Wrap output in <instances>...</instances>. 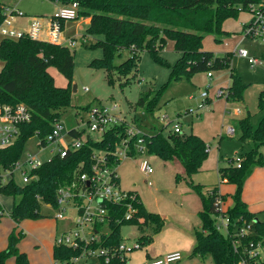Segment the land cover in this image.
I'll list each match as a JSON object with an SVG mask.
<instances>
[{
    "label": "trees",
    "instance_id": "obj_1",
    "mask_svg": "<svg viewBox=\"0 0 264 264\" xmlns=\"http://www.w3.org/2000/svg\"><path fill=\"white\" fill-rule=\"evenodd\" d=\"M61 4L78 1L80 4V18L91 20L82 38L90 39V47H100L101 57H96L89 63L96 69H104L111 85L119 83L127 85L130 78L137 75L142 53L148 50L153 58L171 68L169 81L191 78L202 71L219 70L231 67L232 51L222 55L206 50L203 46L204 38L213 34L216 41H222L231 32L223 28L228 18H237L241 11H246L250 1L254 0H57ZM6 4L0 0V24L5 18ZM65 21L62 22L64 27ZM85 36V37H83ZM173 39L175 50L180 58L170 64L161 55L167 41ZM129 50V56L120 62L117 57ZM0 56L4 66L0 71V102L27 103L32 111L31 121L21 127V134L17 141L9 146L0 147V166L8 168L22 156L26 141L36 133L44 138L52 131L54 121L60 119L61 111L72 104V78L75 64V54L68 44H60L48 40L24 37L21 40L3 39L0 42ZM56 66L68 79V86L55 83L50 67ZM230 84L226 87V98L229 101H241L244 98L246 84L242 82L234 68L230 71ZM163 89L154 92L147 91L133 104L135 109L142 108L146 112H153ZM89 106H85L87 110ZM259 108L263 117L259 126L254 130L251 114L238 119L242 129L240 141L252 137L255 146L244 156L240 157V166L229 158V165L220 168L222 179L238 182L237 201L228 210L221 209L219 199L224 195L217 187L203 195V208L198 211L200 226L196 229L197 243L192 251L193 256L205 260L212 257L215 264H264V257H250L245 251L251 240L264 243V221L252 219L255 212L250 210L242 199V186L245 179L257 165H264V155L260 145L264 143V87L259 97ZM136 117V116H135ZM139 122V118L136 117ZM171 122V121H170ZM169 122L154 132H146V144L149 153L162 159L181 161L185 171L178 176H192L200 170L209 153L206 141L193 132H177L165 129ZM124 129V125L121 126ZM118 131V130H117ZM116 130L109 129L99 138L87 134L84 145L77 150H70L68 155L54 156L36 169L37 178L20 185L14 181L0 186V193L13 198L10 210L11 217L17 222L26 218L42 217V202L57 206V190L60 184L69 182L79 163L89 164L94 149L108 147L114 142ZM72 133H80L72 129ZM228 137L233 138L232 135ZM198 185L194 184V187ZM134 204L138 213L133 219H126V208L111 207V219L108 231L102 234L96 246L109 248L110 260L106 261L100 255L102 264H128L126 254L120 256L116 250L123 242L121 228L125 224H135L139 228L155 223L160 229L163 217L156 212L149 211L137 191ZM137 195V198H136ZM221 213L230 218L229 231L222 232L216 222ZM5 214V208L0 202V220ZM138 216H143L144 222H138ZM251 223L252 230L248 235L241 236V245H235L238 239L234 234L237 227ZM101 227V225H99ZM23 231L12 230L8 246L0 249V264H6L11 256H15L16 264H30L28 255L21 251L17 243L23 236ZM139 247L150 241L147 235L135 239ZM82 248H72L55 244L53 256L55 263L68 262L72 257L79 256Z\"/></svg>",
    "mask_w": 264,
    "mask_h": 264
},
{
    "label": "rangeland",
    "instance_id": "obj_2",
    "mask_svg": "<svg viewBox=\"0 0 264 264\" xmlns=\"http://www.w3.org/2000/svg\"><path fill=\"white\" fill-rule=\"evenodd\" d=\"M3 1L16 5L24 13L15 15L14 25L16 27H28L31 17L37 15L44 19V25L46 24L48 28L51 15L56 13L61 5V2L57 0ZM250 17L249 11H241L237 18L226 19L223 28L232 32V35L224 36L222 41H216L213 34L204 38L203 46L206 50L214 51L218 55L228 51L233 52L231 53V67L198 72L191 78L184 77L177 81H169L171 68L155 60L152 54L145 50L142 53L137 75L130 78L129 84L111 85L104 69H96L89 64L94 58L101 57L103 50L100 47H90V39L82 38L85 30L75 39V44L70 46L75 54L72 87L76 84L77 91H73L72 104L61 111L60 120L66 128L79 126L80 116L86 117L85 106L99 102L111 105L112 102L117 101L126 112L127 119H132L134 115L139 118L141 129L144 132H154L172 120L165 129V132L169 133L179 120L185 132L198 134L209 145L206 160L200 170L192 176H178L184 173L185 168L177 158L162 159L155 154L146 153L144 156L125 158L122 161L118 168L122 187L129 191H137L145 207L149 211L159 213L164 218V224L160 229L153 222L144 225L143 228L135 224L122 226L123 242L128 248L133 246L135 239L140 236L150 237V241L143 246L126 251L128 264H147L152 256L164 257L167 253L174 251H180L182 259L171 264H189L194 259V261L198 260V258H193L192 251L197 243L196 229L200 226L197 213L203 208V195H207L210 190L217 187L224 195L222 208L225 210L232 208L237 201L238 182L222 179L220 168L229 165V158H234V163L237 164V157L244 156L255 146L252 137L245 141L239 140L242 129L238 119L244 118L249 112L255 130L263 117L259 108V97L264 87V40L246 37L239 45L248 50L249 57L257 58L258 62L255 63H251L248 57L242 56L236 48V42L243 36L241 34L242 22ZM79 25L86 29L88 23H84L82 17L66 20L62 39L67 41L69 37L77 36ZM46 35L47 30L43 36ZM1 39L2 37H0V42ZM161 55L170 64H174L180 58V53L175 50L173 39L167 41ZM128 56L129 50L126 49L122 56L117 57L116 62ZM3 66L4 60L0 56V71ZM231 68L237 71L242 82L246 84L244 98L241 101H229L226 93L219 94L222 88L226 91V87L230 84ZM50 72L57 85L68 86L69 79L56 66L50 67ZM209 72L212 73L211 77ZM160 88L163 92L153 112L133 107L141 93L154 92ZM204 91L207 92V96H202ZM200 104H202L201 108H199ZM191 110H198V112L191 113ZM160 114H168V119L161 120ZM230 125L237 130L232 135L233 138L228 137L230 134L227 133ZM88 133L98 136V133L88 130L84 136ZM40 140V136L36 133L26 141L21 156L23 160L29 155H34L38 160L51 157V148L43 149ZM260 151L264 155V143L260 145ZM144 157L148 158L154 167V171L149 176L142 170L141 164ZM16 177L18 181H21L20 173H17ZM149 181L153 184L149 185ZM194 184L198 186L194 187ZM242 187V199L248 203L250 209L255 210L252 220L264 221V210L260 209L264 204V170L255 172L249 180L246 178ZM0 202L5 208V214L0 222V249L8 246L10 234L16 227L17 232L23 231L24 233L17 246L28 255L29 263L53 264L54 259L46 249L50 243L49 238L63 231L69 225V217H72L74 213H68V220L62 219L57 227L53 226V221H56V209L42 202L43 216L31 218L33 220L23 225L20 222L17 223L10 215L13 198L0 193ZM141 221L145 220L138 219V222L142 223ZM216 222L217 224L222 222V218H217ZM104 231H108V228L105 227ZM225 231L223 227L222 232ZM80 253L74 264H102L98 250L91 254ZM203 261L205 264H215L210 256ZM6 264H16L15 256L9 257Z\"/></svg>",
    "mask_w": 264,
    "mask_h": 264
},
{
    "label": "built area",
    "instance_id": "obj_3",
    "mask_svg": "<svg viewBox=\"0 0 264 264\" xmlns=\"http://www.w3.org/2000/svg\"><path fill=\"white\" fill-rule=\"evenodd\" d=\"M79 11V2L72 1L69 4H61L58 11L51 15L48 28L46 24L44 25V19L37 15L31 17L28 27H16L14 25L15 15H23L24 13L16 5H6L4 9L5 18L0 24L1 41L3 39L21 40L28 36L68 44L69 46L74 45L75 38H69L67 41L62 39V22L68 19H79ZM246 11L251 13V17L243 22L241 33L243 36L236 42V48L242 56L248 57L251 63H255L258 62L257 58L249 57L248 50L239 47V45L242 39L246 37L264 40V0L250 1ZM46 30L49 37L47 35L43 36ZM209 76H212L211 72H209ZM225 93L226 91L223 88L219 91L220 95ZM202 96H207V92L204 91ZM201 107L202 104L199 105V108ZM85 111L86 117L80 116L79 126L66 128L60 119H56L52 131L44 138H40V145L43 149L51 148V157L38 160L34 155H29L25 160L20 157L12 167L0 166V186H4L10 181L20 185L33 181L37 178L36 169L40 165L56 155L65 157L70 150L81 148L86 141L87 135L84 136V133L87 130L98 133L99 138L104 136V133L109 129L118 130L113 143L109 144L108 147L94 149L90 163L80 162L74 171L72 180L60 184L57 190V206L54 207L56 209L55 218L59 221L62 219L68 220V213H74L72 217H69V225L57 235L55 244L82 248V254H91L98 250L99 256L103 255L105 260L109 261V248L96 246L95 243L100 241L102 234L106 232L104 231L105 227L109 226L112 206L125 207L126 219H133L138 213V208L133 201L135 195L133 191L122 187L118 168L125 158H137L149 153L145 139L146 132L142 131L140 123L136 120L137 116L134 115L132 119H127L126 112L117 101L112 102L111 105L99 102L90 105ZM194 112L197 113L198 110H191V113ZM77 114L80 113L77 112ZM159 118L165 121L168 119V114H160ZM31 119L32 111L27 103L0 102V147L15 143L21 134L22 125L31 121ZM170 121L172 120L168 122ZM122 125H124V129L120 130L119 128ZM72 129L80 134L72 133ZM172 130L184 132L179 120H177ZM227 133L230 135L235 134L236 128L232 125L228 126ZM237 160V165L240 166V157H237ZM141 165L147 176L154 171L153 165L146 157L143 158ZM17 173H20L21 181L17 180ZM152 184L153 182L149 181V185ZM222 201V198L219 199L221 209H223ZM47 205L53 207L51 204ZM219 217L222 218V222L218 223V228L222 230L224 227L228 232L230 218L223 213L217 216V218ZM138 219L144 220L143 216H138ZM251 230V223H245L242 227H237L234 232L238 237L235 240V245H241L240 237L248 235ZM138 247L139 243L136 241L129 248L122 242L116 250L124 258L123 256L127 250ZM245 251L248 252L250 257L263 258V242L251 240L246 245ZM78 257H72L70 261L63 264H74ZM181 259L182 253L174 251L167 253L164 257L151 259L147 264H171ZM240 263L246 264V260L241 259Z\"/></svg>",
    "mask_w": 264,
    "mask_h": 264
},
{
    "label": "crops",
    "instance_id": "obj_4",
    "mask_svg": "<svg viewBox=\"0 0 264 264\" xmlns=\"http://www.w3.org/2000/svg\"><path fill=\"white\" fill-rule=\"evenodd\" d=\"M6 5H8V6H14V5H12V4H8V3H6V2H4ZM90 20H91V18L90 17H88V18H84V23L86 22V23H89L90 22ZM81 22V21H80ZM79 22V23H80ZM82 23V22H81ZM80 23V24H81ZM242 26H243V22H242ZM241 26V27H242ZM79 27V30L77 31V33H76V35L77 36H75V37H69V38H77L80 34H82V32L85 30L84 28H83V26H81V25H79L78 26ZM227 30V29H226ZM229 31V30H228ZM231 35H232V32H231ZM211 79V78H210ZM231 81V80H230ZM209 84H211V81L209 82ZM236 102V101H235ZM183 130H184V128H183ZM185 132V131H184ZM236 132H237V130H236ZM260 170H264V165H257V166H255L254 168H253V170H252V172L249 174V176L247 177L248 178V180L250 179V178H252L253 177V174L255 173V172H257V171H260ZM256 179H257V177H256ZM244 190H245V188H244ZM244 200V199H243ZM245 201V200H244ZM246 202V201H245ZM247 203V202H246ZM12 206H13V204H12ZM247 206H248V203H247ZM262 207L260 208L261 209V211L262 210H264V204H262L261 205ZM249 207V206H248ZM12 209V208H11ZM250 209V208H249ZM250 210H252V211H255V210H253L252 208L250 209ZM199 211V210H198ZM198 214V213H197ZM31 220H33V219H31V218H26V219H23V221H21L20 223L21 224H25V222H29V221H31ZM55 220L56 221H53V226L54 225H56V227H57V225H58V222H60L59 220H57L56 218H55ZM0 222H1V220H0ZM28 227V226H27ZM56 237H57V235L55 236V237H53V238H49L50 239V243L48 244V247L46 248L47 250H48V252L50 253V256L54 259V257H53V248H54V245H55V240H56ZM193 256V255H192ZM158 257H160V255L158 256V255H156V256H152L151 258H150V260L151 259H154V258H158ZM193 258H198V260H196V261H191L192 263H189V264H202V263H205L200 257H198V256H194ZM149 260V261H150ZM191 260V259H190ZM148 261V262H149ZM53 264H55V259L53 260Z\"/></svg>",
    "mask_w": 264,
    "mask_h": 264
},
{
    "label": "water",
    "instance_id": "obj_5",
    "mask_svg": "<svg viewBox=\"0 0 264 264\" xmlns=\"http://www.w3.org/2000/svg\"><path fill=\"white\" fill-rule=\"evenodd\" d=\"M73 91H77V85L76 84L73 85Z\"/></svg>",
    "mask_w": 264,
    "mask_h": 264
}]
</instances>
